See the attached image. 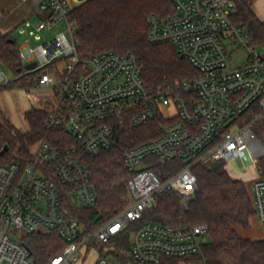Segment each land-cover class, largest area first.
<instances>
[{
	"label": "built area",
	"instance_id": "2783aa9c",
	"mask_svg": "<svg viewBox=\"0 0 264 264\" xmlns=\"http://www.w3.org/2000/svg\"><path fill=\"white\" fill-rule=\"evenodd\" d=\"M166 17H147V42L172 45L197 74L174 88L152 93L141 77L138 58L104 52L81 61L77 56L76 26L69 0H43L40 22L27 31L40 42L17 49L22 74L43 71L35 88H46L54 98L45 126L64 127L74 144L56 147L39 141L31 150L32 163L20 171L16 164L0 166V264H33L29 249L10 236L12 229L27 233L55 231L66 243L48 264H79L88 254L90 264H119L96 247L107 245L128 223L142 218L160 196L172 192L184 209L196 190L193 164L210 167L248 159L257 171L264 158L262 144L252 129L264 116V57L246 30L232 22L229 0H171ZM59 25L62 29L47 37ZM30 28L25 22L18 30ZM244 52L243 63L230 57ZM35 63L33 69L25 65ZM81 66V68H79ZM52 66V69L50 68ZM0 69V86L12 80ZM128 116L131 128L156 124L158 136L124 151L122 162L131 173L126 208L90 232L68 216L62 197L89 208L96 196L83 157H97L114 148L109 120ZM177 158L193 161L161 180L154 161ZM258 222L264 226V176L251 185ZM208 227L198 224L168 227L145 222L131 236L130 257L135 264H161L162 258H185L200 253Z\"/></svg>",
	"mask_w": 264,
	"mask_h": 264
},
{
	"label": "trees",
	"instance_id": "16d2710c",
	"mask_svg": "<svg viewBox=\"0 0 264 264\" xmlns=\"http://www.w3.org/2000/svg\"><path fill=\"white\" fill-rule=\"evenodd\" d=\"M229 1L235 8L232 22L246 30L257 48L264 47V22L254 13L252 0ZM172 9L171 0L84 1L71 8L69 13L76 26L78 58L84 61L104 52L131 53L138 58L142 80L152 93L174 88L176 84L194 77L196 70L177 54L172 45L152 46L146 39L147 17L151 14L166 17ZM0 64L17 76L7 86H0V92L15 88L33 89L43 73L40 70L22 74L24 66L18 56L17 44L8 34L1 32ZM46 105L51 107V103ZM47 114L45 108L27 111L24 120L29 129L22 133L0 110V166L16 164L23 171L32 163L31 150L39 141L56 147L74 144L64 127L49 129L45 126ZM108 122L112 127L114 148L97 157L82 158L91 174L95 204L83 208L73 205L68 196L62 197L68 216L77 220L85 232L109 221L128 204L126 184L131 173L123 166V152L158 136L154 123L133 129L128 116ZM192 161L181 158L168 162L155 160L152 169L161 180H165ZM259 166L261 176H264V159L260 160ZM191 172L196 177V190L186 208L181 207L172 192L157 196L154 205L143 212L140 220L128 223L121 233L107 245L96 247L97 250L116 263L135 264L129 255L130 240L143 223L153 222L174 228L206 224L207 241L200 253L191 257L202 264H264V239H245L234 229L248 230L250 220L255 217L252 199L244 182L231 177L223 162L210 167L196 163L192 165ZM21 242L29 249L33 264H48L66 245L55 231L27 233ZM187 258L164 257L161 264H180Z\"/></svg>",
	"mask_w": 264,
	"mask_h": 264
},
{
	"label": "crops",
	"instance_id": "0c3cea01",
	"mask_svg": "<svg viewBox=\"0 0 264 264\" xmlns=\"http://www.w3.org/2000/svg\"><path fill=\"white\" fill-rule=\"evenodd\" d=\"M42 1L43 0H0V32L2 34H8L17 44V49L23 47L25 41H29L30 38H28L27 31L34 28L42 19L43 14L40 11V4ZM252 4L254 13L261 22H264V0H252ZM25 22L30 24V28L27 29L23 27L22 29L24 33H20L18 29L22 27ZM59 29H62V25H59L51 32H45V35L50 37ZM28 43L31 44V40ZM14 90L19 95V104L14 108V111L5 109V107H0V110L15 128L20 132L25 133L29 128L24 120V114L32 107L36 108L35 104H41L43 101L40 102L39 97H35L36 101L33 99L30 101L28 99L29 96L24 92L17 89ZM4 92L5 91H2L0 94L2 95ZM4 97L7 96L5 95ZM22 97H25L26 99L22 100ZM238 160L247 161L248 159ZM226 170L231 177H235L234 179H239L242 176L244 180H248L250 182V189L253 181L258 178V175H261V170L257 171L252 163L247 169H243L240 173L235 175L230 174L227 167ZM252 219H254V222H252ZM252 219L250 220L249 229L252 235L257 236L255 238H258L252 240L264 239V226L258 222L256 217H253Z\"/></svg>",
	"mask_w": 264,
	"mask_h": 264
},
{
	"label": "rangeland",
	"instance_id": "374dc122",
	"mask_svg": "<svg viewBox=\"0 0 264 264\" xmlns=\"http://www.w3.org/2000/svg\"><path fill=\"white\" fill-rule=\"evenodd\" d=\"M69 4H70V7L73 8L75 6H78L81 3L77 2L76 0H69ZM44 35H45V32H44ZM38 43H40V42H36L35 40L31 39L30 46H35ZM257 50L260 53V55L262 57H264V47H258ZM244 57H245L244 52H239V53L235 54L234 56L230 57V62L232 63L233 66H238V65L243 63ZM0 69L2 72H4V74L9 79H12L14 77V74L12 72H10L7 68L3 67L1 64H0ZM15 89H17V88H15ZM17 90H20V91L24 92L27 96H29L28 99L30 101H32V99L34 101H36L35 97H39L40 102L43 101V103L41 102L42 105L39 103L35 104L36 108H45V109H47L48 112L50 111L51 107L46 105L47 102L52 103L54 100V98L52 96V92L50 90H48L46 88H40V89L33 88V89H29L28 91H25L23 89H17ZM4 94L7 97H4L5 96ZM24 99H26V98L22 97V100H24ZM18 104H19V95L14 89L6 90L2 95L0 94V107H5V109L14 111V108ZM33 108L34 107H32L31 109H33ZM252 129L255 132L258 140L262 144H264V117L257 120V122L254 125H252ZM262 159H264V158H262ZM250 165H251V161H249V160H247V161L234 160L232 162L227 163L226 167H227L228 171L230 172V174L235 175L237 173H240L243 169H247ZM258 177H259V175H258ZM239 179L243 180V182L247 188V191L251 197L250 182L248 180H244V178L242 176ZM252 222H254V219H252ZM234 229L237 232V234L239 236H241L242 238L252 240L255 237H257V236L252 235L250 229L243 230L240 227H235ZM9 234H10V236L20 240L23 235L27 234V232L25 230L12 229L9 232ZM255 239H258V238H255ZM93 257H94V254H93V252H91L90 254H88L86 259L81 261L79 264H90V262L93 260ZM180 264H202V263L200 260L196 259L195 257L190 256L187 259L182 260L180 262Z\"/></svg>",
	"mask_w": 264,
	"mask_h": 264
},
{
	"label": "water",
	"instance_id": "95a60500",
	"mask_svg": "<svg viewBox=\"0 0 264 264\" xmlns=\"http://www.w3.org/2000/svg\"><path fill=\"white\" fill-rule=\"evenodd\" d=\"M76 1L79 3H83L86 0H76ZM34 67H35V63H30V64L25 65V69L27 70L33 69Z\"/></svg>",
	"mask_w": 264,
	"mask_h": 264
}]
</instances>
